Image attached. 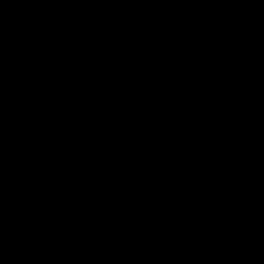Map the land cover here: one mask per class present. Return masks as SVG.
<instances>
[{
    "label": "water",
    "instance_id": "obj_1",
    "mask_svg": "<svg viewBox=\"0 0 264 264\" xmlns=\"http://www.w3.org/2000/svg\"><path fill=\"white\" fill-rule=\"evenodd\" d=\"M0 264H264V0H0Z\"/></svg>",
    "mask_w": 264,
    "mask_h": 264
}]
</instances>
